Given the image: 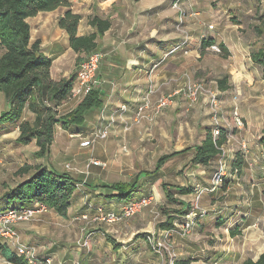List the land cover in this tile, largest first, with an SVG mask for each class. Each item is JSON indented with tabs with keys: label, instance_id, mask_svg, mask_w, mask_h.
I'll return each instance as SVG.
<instances>
[{
	"label": "crops",
	"instance_id": "1",
	"mask_svg": "<svg viewBox=\"0 0 264 264\" xmlns=\"http://www.w3.org/2000/svg\"><path fill=\"white\" fill-rule=\"evenodd\" d=\"M86 1H89L88 6L85 4ZM70 3L72 4L73 12L82 16L78 29L79 36H87L96 32L89 25L88 19L92 14L111 21V28L103 37L97 40V49L103 51L105 58L98 72L94 88L100 90L103 104L100 109L94 108L87 112L85 123L79 130L74 127L69 130H63L61 124L60 126L57 125L55 142L57 140V131H59V136L64 139L63 146L65 145V147L63 151L66 152V148H68L66 135H69L70 139L73 133L92 128V131H88V133L89 135L93 134V137L82 139L81 143L83 141H92L93 146L98 139L96 133L102 131L107 126V122L113 119L115 120V125L110 129L111 135L115 133L116 136H124V138L129 135V139L134 137V141H140V138H145L146 130L149 129L145 123V120H147L154 123L151 125L154 138L161 140L162 143L167 145L171 138L165 128L171 127L175 121L174 112L181 106L182 98H176L173 104L162 110L160 116L154 115L156 116L154 119L145 118L141 127L137 124L135 127L132 124V111L121 112V107L131 105L130 107L132 108L135 103L141 101L143 93L151 85L156 91V94L151 99V108L154 110L159 98L173 94L178 90V87L184 86L188 79L201 78L200 80L207 82L211 88L218 90L222 105L220 109L222 128L228 134L232 132L228 143L224 146L226 150H229V153L226 151L227 160L230 164L228 166L229 175L225 185L217 190L211 199L214 200L221 192V197L223 195L227 196L229 198L227 201H232L234 207L232 209L227 208L230 205L225 204L226 199L222 202L210 203L215 213L210 215L209 218L199 220L197 226L195 224L192 230L193 235L200 231L201 233L204 232L206 236L207 229L211 227L214 229L213 235L217 236L224 230V227L230 226L232 223H235L236 227H238L235 228V231L246 233L248 228L255 225L256 221L260 219L258 211L264 206V76L262 67L252 61V55L258 50L264 49V39L235 38L238 37L237 33L241 26L234 22L233 14L226 16V11L231 12L235 8L239 10L241 4H238L237 0H183L181 5L187 12V16L183 20L180 31V13L173 7L174 0H70ZM61 8L50 13H40L28 20L31 26V42L33 39L41 41L42 52L52 60L51 75L56 81L69 78V76L63 75L65 74L66 66L63 62L64 46L62 42H65L69 52L74 53L70 48L67 33L58 26V20L63 16L66 8L63 9L62 14H58L59 18L56 22L49 23L44 21V19H49V17L58 13ZM244 10L249 12L247 8ZM244 15L247 14L244 12ZM210 26H213V28L211 29ZM210 39L218 47L223 44L229 52V56L224 58L221 54L212 51L209 46L204 47L203 41ZM59 67L61 72L57 74L56 70ZM225 76L228 77V89L222 91L219 89L218 82ZM259 95L263 97V101L255 100ZM5 101L4 95L0 93V102L4 103ZM200 102L196 106L191 107L194 108L191 117L196 114L197 117H200L202 123L206 125L207 129H210L213 126L211 110L205 99H201ZM151 108H149L147 114H149ZM235 109L239 111L245 123L244 128L241 130L236 129L232 122V113ZM1 110L2 113L4 109ZM27 111L31 113L28 109H25L22 120H27V117H25ZM102 112H105V115H102ZM34 118L33 115L27 121L33 122ZM110 123L112 125L113 121ZM124 123L132 125L130 127L127 125L128 127L124 128ZM19 124L7 123V125H1L0 138L3 140L13 134L16 142L20 135ZM135 131L137 134L134 135ZM205 136L206 132L202 135L201 141L205 139ZM32 142H35V140ZM201 143L181 147L173 152L166 150L163 155L177 153ZM243 144L247 147L246 149H243ZM113 145L114 142L108 143L107 138V149L115 151L116 147H113ZM187 154L193 155L194 152L190 151ZM14 155L15 157L12 160L5 162L7 166L11 164L10 162L17 163L18 166L11 170L13 183L4 190L2 197L0 196V207L7 203L4 200V194L9 189L30 179L31 173L21 177L15 176L18 169L25 163L31 165L40 164L61 172L47 165L45 163L46 159L23 162L20 154ZM235 157L240 162L239 174L233 173L232 164ZM67 165L69 164L65 165V169ZM217 165L218 161L205 166V170H203L205 175L201 178L202 181L206 182L209 177L211 179L217 169ZM81 184L77 183V186ZM110 185L113 184L104 186L103 189L99 190H92L89 185H83L81 189L78 188L72 199V206L68 216L80 206H82L80 210H86L88 205L93 208V203L108 211L120 212L124 203L112 198L114 193L108 188ZM202 187H199V189L208 188L204 185ZM195 191L196 189H194V193ZM138 196L139 194L134 193L132 199L153 198L150 195L145 196L144 193ZM206 198L209 199V196ZM97 203H100V205ZM179 203L183 204L184 210H189L192 207L184 199L179 200ZM90 211L91 213L93 212L92 209ZM55 214L62 220H66L57 213ZM31 228L32 226L30 225H20L18 233L23 244L26 243L24 240L29 238ZM44 228L42 231H45ZM235 231L230 230L234 238L237 237V235H233ZM253 234L258 235L259 232L253 231ZM174 236L176 237L173 240L176 243L180 238L177 235ZM186 241L190 243V240ZM241 242L239 241L238 244ZM93 244L97 248L100 247L101 239L93 240ZM140 244H142V241L139 240L133 243L132 246ZM43 245L46 249L44 255H48L46 257H49V253L55 251V249L58 252V249L54 248L57 246H52L48 241ZM190 245H192L190 248H193L197 245V242ZM33 248L38 249L37 247ZM94 249L93 255H98ZM183 255H186L185 252L180 251L179 256L181 258L178 261H187Z\"/></svg>",
	"mask_w": 264,
	"mask_h": 264
},
{
	"label": "rangeland",
	"instance_id": "2",
	"mask_svg": "<svg viewBox=\"0 0 264 264\" xmlns=\"http://www.w3.org/2000/svg\"><path fill=\"white\" fill-rule=\"evenodd\" d=\"M88 3L89 1L85 2L87 6ZM237 3L241 4L239 8L240 11L237 8L232 9L231 12L226 11V16L228 14H233L234 22L241 26L237 33L238 37L235 38L264 39V0H237ZM245 8H247L249 12L245 11ZM63 9L64 8H61L58 13L49 17V19H44V21H48L49 23L56 22L59 18L58 14H62ZM244 12L247 15H244ZM93 15L94 14H92L89 19ZM255 24H257V26H255ZM259 31L262 33H259ZM34 41L33 39L31 43ZM62 45L64 46L63 62L66 66V71L63 75L70 77L78 71V55L69 52L64 41ZM2 53L3 50L0 48V56ZM217 53L220 54V52ZM82 57L84 58V55ZM60 72L59 67L56 73L59 74ZM200 79L201 78L197 79L194 77L191 80L194 82H201L202 80ZM205 83L208 85L207 82ZM182 87L183 86L178 87V89ZM208 87L215 90L209 85ZM145 93L146 91L143 94L145 95ZM143 98L144 96H142L141 101L135 103L132 108H129L133 115L131 121L135 127L136 124L140 125L139 127L143 126L144 123L142 121H144L145 118L154 119L156 118L154 115L160 116L162 114V111L160 114H155L152 108L149 114H147L149 111L148 109L143 115L144 118L138 123L136 120V109ZM180 98H182L180 102L181 106L174 112L176 119L171 127L165 128V131L168 132L171 138L167 145L166 143H162L161 140L154 138L151 128V125L154 123L147 120H145L146 127L150 130H146L145 138H140V141H134V137L129 139V135H126V138H124V136L118 137L115 133L111 135L110 129L115 125V120L112 119L107 122V126L102 130L108 132V143H111V141L114 142L113 147H116L115 151L107 149V138L97 139L92 147H82L80 145L82 139L93 137V134L89 135L88 133V131H92V128H86L83 131H79V133H73L70 139L69 135H66L65 138L68 148H66V152H64V139L59 136L60 133L57 131V140L52 154L45 161L51 168L61 172H67L77 183H82L78 185L79 189L83 188V185H89V188L92 190H99L109 184H131L141 175L136 193L139 194V196H141L142 193H144L145 196H153L146 206L142 207V209L130 219L117 221L116 223L101 222L100 215L96 213V208L98 206L95 205V203L92 204L93 207L97 206L95 209L88 205L86 210H80L82 207L80 206L78 207L79 210L76 209L72 212L66 220H62L54 211L48 209L45 212L36 214L29 223L20 224L22 226H32L29 231V238L24 240L26 243L23 244V241L19 238L18 229L20 225L15 227V231L18 235V242L28 247H37L38 249H35L36 258L39 261L49 258L51 259V264H172L173 260L177 263L178 259L181 258L179 256L180 251L185 252L186 255H183V257L187 261H192L194 264H241L244 259H258L264 252V206L258 211L260 219L256 221L255 225L249 227L246 233L239 232L238 230L235 231V228L238 227H236L235 223H232L230 226L227 225L224 227V230L217 236L213 235L214 229L210 227L207 229L206 236L204 232L201 233L198 231L193 235V231H191L190 235L186 237L176 234L177 223H175V228L173 229L175 232L172 237L168 238L173 249L171 254L165 253L163 255L156 253L148 242L147 236H152V234L162 239L164 234H162L163 231L159 228L160 224L165 222L167 217L173 215L175 211L182 210L183 207L182 203L175 204L167 201L163 185L169 186L173 197L178 202L184 199L187 200L192 207L198 204L201 208L207 210L208 215L205 218H209L210 215L215 213L210 203L216 201L222 202L226 199L225 204L230 205V207L227 208L232 209L234 207L232 201H227V199H229L227 196L223 195L221 197V192L217 195V199H211L213 194L221 189V187L213 193L205 191L199 201L195 193L193 195H179L176 189L177 186L186 185L196 190H198L199 187L203 188L202 185L207 186L208 189L212 186L214 173L211 179L209 177L206 182L201 179L205 175L203 173V170H205L204 166H190L184 168L190 163L194 154H185L171 159L158 173H153L158 159L164 154L163 152L166 150L173 152L181 147L193 146L201 143L202 135H204L207 130L206 125L202 123L200 117H197L196 114L191 117L194 110V108L191 107H194V105H190L189 101L184 97ZM72 99L73 100L67 105L60 108V115L68 113L81 101V99L77 98ZM255 100L263 101V97L259 95ZM5 102H0V114L2 111L1 109H4V111L9 109L7 102ZM198 103L201 102L199 101ZM105 112H102V115H105ZM25 117L29 120L33 115L27 111ZM111 121H113L112 125L110 123ZM132 124L128 125L124 123L123 127L127 128ZM73 127L77 130L80 128L78 126ZM133 134L135 135L137 132L135 131ZM36 149L37 146L35 142L27 146L17 144L13 134H10L3 140L0 138V196L8 186L12 185L13 175H11V170L18 166L17 163L14 164L13 162H10L11 164L7 166L5 162L12 160L15 157L14 154H20L23 162L36 161L37 159L34 158ZM226 151L229 153V150ZM92 159L107 163V167L90 166ZM66 164H69L72 169H65ZM228 166H230L229 163ZM146 172L148 175L142 174ZM227 173L229 175V171ZM206 189L207 188H204V190ZM207 196H209V199L206 198ZM97 204L100 205V203ZM91 209L93 211L92 213L90 211ZM205 218H200L199 220ZM199 220L196 221V226ZM43 228L45 231H42ZM230 230L235 231L237 235L236 238L231 235ZM253 231H257L259 234H253ZM174 235L180 238L176 243H174L173 240V238L176 237ZM97 239H101V244L98 248L93 244V240ZM85 240H89V245L86 248L81 246ZM139 240L142 241V244L132 246L133 243ZM186 240H190V243ZM5 241L6 240L0 236V243H5ZM47 241L52 244V246H57L54 248L58 249V252H56V249L50 252L49 257H46L48 255H44L46 249L43 244ZM239 241L242 242L238 244ZM194 242H197V245L190 248V246H192L190 244ZM93 248H95L94 251L98 253V255H93ZM0 264H8L1 255Z\"/></svg>",
	"mask_w": 264,
	"mask_h": 264
},
{
	"label": "trees",
	"instance_id": "3",
	"mask_svg": "<svg viewBox=\"0 0 264 264\" xmlns=\"http://www.w3.org/2000/svg\"><path fill=\"white\" fill-rule=\"evenodd\" d=\"M61 7L66 8V11L59 18L58 26L67 33L70 48L78 55L77 64H80L83 55L98 50L97 40L111 28L109 19L92 16L89 19V25L96 32L87 36H79L78 29L82 16L73 12L70 0H0V48L3 50L0 56V93L4 95L9 106V109L0 115V126L7 123H20V135L16 139V143L27 146L35 140L37 150L34 153V158L37 160L47 159L51 156L57 125L61 124L63 130H69L73 126L81 127L85 123L87 112L94 108L100 109L103 104L100 90L93 88L74 109L60 115V108L73 98L72 89L77 73L59 81L52 78V60L42 52L40 40L31 43V26L28 20L40 13L54 12ZM259 33L262 32L259 31ZM214 44L215 42L211 39L203 41L204 47H211ZM219 48L220 54L227 58L229 52L226 47L220 44ZM252 61L262 67L264 76V49L254 53ZM227 83L228 77L225 76L218 82L219 89L222 91L228 89ZM25 109L34 115L33 122L22 120ZM212 129L213 127L207 129L205 139L200 145L186 148L177 153L162 155L158 159L153 173H158L174 157L190 151L194 152L193 158L184 168L205 167L218 161L214 174L217 173L222 154L221 149L228 143L232 132L228 134L221 128V135L214 140ZM239 165V159L235 157L232 164L233 173L239 174ZM30 173L32 175L29 180L19 183L4 194V200L7 203L0 207V212H6L11 207L21 209L39 203L47 206L63 219H67L72 199L78 189L77 182L67 172H57L40 164L25 163L15 175L21 177ZM142 174L148 175L147 172ZM140 177L141 175L131 184L117 183L108 186L114 193L111 197L124 204L137 200L132 197L136 193ZM226 179L227 177L224 178L223 184L219 188L225 185ZM176 189L179 195L194 193V189L188 186H177ZM163 190L168 202L179 203L173 197L169 186L163 185ZM96 207L94 206L93 209ZM191 209L192 207L189 210H184L183 207L182 210L175 211L173 215L167 217L165 222L160 224L159 228L163 232L172 231L175 228V223L184 219ZM233 235L236 236L235 232ZM0 255L10 264H30L26 258L17 256L4 243H0ZM191 263L192 261H177L174 264ZM242 264H264V252L257 260L249 258Z\"/></svg>",
	"mask_w": 264,
	"mask_h": 264
},
{
	"label": "built area",
	"instance_id": "4",
	"mask_svg": "<svg viewBox=\"0 0 264 264\" xmlns=\"http://www.w3.org/2000/svg\"><path fill=\"white\" fill-rule=\"evenodd\" d=\"M181 2L182 0H174L173 3V7L180 13L179 30L182 28L183 20L187 16V12L182 8ZM210 28L212 29L213 26H210ZM182 33L185 34L183 31ZM210 49L215 52H221L217 45L211 46ZM104 57V53L100 50H95L84 56L83 60L79 64L77 78L72 89L73 98L82 99L95 87L98 72ZM155 92L156 91L154 87L150 85L146 90L145 95H143L144 98L136 109V120L138 123L144 118L143 115L146 110L151 108V99ZM178 97L186 98L192 106L197 104L201 99L206 100L213 118V138L214 140L218 139L221 135L222 128V118L220 117L221 105L218 90L210 89L205 82H194L193 80L188 79L186 84L182 88L176 90L173 94L159 98L154 109L155 114H160L165 107L173 104ZM129 108L130 106L128 105L123 106L122 111H128ZM232 122L234 127L239 130L243 129L245 126L244 120L237 109H235L232 113ZM96 137L98 139H106L108 137V132L105 130L99 131L96 133ZM92 144V141H83L81 146L91 147ZM242 147L243 149H246L244 144ZM221 153V158L219 159V169L212 178V186L210 189L207 188L206 190L198 189L196 192L198 201L205 191L210 193L215 192L219 186L223 184L224 178L228 176L227 152L224 147L221 149ZM91 165L102 168L107 167L105 162L95 159L91 160L90 166ZM66 169H71V167L67 165ZM149 201H151V198H140L138 200L129 202L124 204L121 211L117 213L107 211L103 207H97L96 213L100 215L101 222L116 223L117 221L130 219L135 214H137L142 209V207L146 206ZM47 210V206L35 203L21 209L11 207L6 212H0V236L6 240L4 244H7L11 249L13 248L12 251H14L17 256L26 258L30 264H51V259L47 258L44 261H39L36 258L35 248L25 246L18 242V235L15 231V227L20 224L29 223L31 220H33L36 214L45 212ZM207 215V210L201 208V206L198 204L195 207H192L190 213L184 219H181L177 222L176 234L187 237L194 228L196 221L200 218H205ZM174 232V230L163 232L162 234H164V236L162 239L153 234L152 236L149 235L147 236L148 242L156 253L163 255L165 253L171 254L173 249L170 245V242L168 241V238L172 237ZM88 245L89 240H85L81 246L86 248ZM174 263L175 261L173 260L172 264Z\"/></svg>",
	"mask_w": 264,
	"mask_h": 264
}]
</instances>
